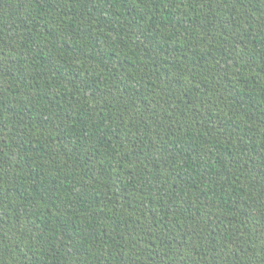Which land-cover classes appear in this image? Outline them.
<instances>
[{
	"label": "trees",
	"instance_id": "trees-1",
	"mask_svg": "<svg viewBox=\"0 0 264 264\" xmlns=\"http://www.w3.org/2000/svg\"><path fill=\"white\" fill-rule=\"evenodd\" d=\"M0 264H264V0H0Z\"/></svg>",
	"mask_w": 264,
	"mask_h": 264
}]
</instances>
